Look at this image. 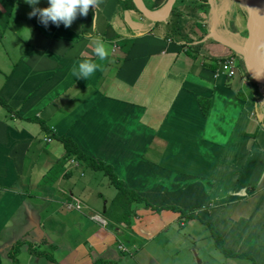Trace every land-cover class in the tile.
<instances>
[{
    "label": "crops",
    "instance_id": "obj_1",
    "mask_svg": "<svg viewBox=\"0 0 264 264\" xmlns=\"http://www.w3.org/2000/svg\"><path fill=\"white\" fill-rule=\"evenodd\" d=\"M143 2L158 13L166 0ZM192 3L180 7L191 9L187 22L171 12L153 22L119 0H100L95 14L90 6L67 28H45L24 0H0V97L11 110L0 106V264L17 241L23 264H157L141 253V239L184 226L179 212L144 202L130 204L129 226L115 221L110 192L97 189L109 181L66 158L58 138L110 166L151 207L212 225L231 264H264V92L253 95L239 68L232 78L213 69L241 33L200 38L195 25L206 33L209 22ZM83 33L103 41V60ZM84 60L97 70L72 77ZM70 196L80 211L66 209Z\"/></svg>",
    "mask_w": 264,
    "mask_h": 264
},
{
    "label": "rangeland",
    "instance_id": "obj_2",
    "mask_svg": "<svg viewBox=\"0 0 264 264\" xmlns=\"http://www.w3.org/2000/svg\"><path fill=\"white\" fill-rule=\"evenodd\" d=\"M202 9L204 10L203 12L198 9L197 13L199 16L202 15L200 14V11L203 13L204 19H207V22H209L210 31L203 33L202 30L199 28V25H195V28L199 30L200 38L204 36L206 37L207 34L209 36L220 35V38L222 40L227 41L226 33L230 32L231 29L237 28L240 30V40L244 42L245 48V46L247 45L248 35L246 27L247 11L245 9L244 4L241 3L240 0H208V7L204 6L202 7ZM183 15V20L187 22V18L190 16L189 12L185 10ZM183 15L179 18H182ZM199 24L202 25V21H200ZM184 38H188V35H185ZM231 52V56H234L237 61V69L239 68L240 75L243 74V76L248 79L250 77L254 78V74H252V72L243 63L242 56L240 55L241 53L238 54L234 50H231ZM225 58L226 56L222 57L221 60ZM241 70L243 71L242 73ZM235 79L236 78H234L233 80ZM67 165H69V161L67 162ZM93 172L99 175L100 181H106L107 178L104 176L102 171ZM100 187L103 191L110 192L107 193L105 197L109 200L112 199L110 207L108 209V214L111 216L113 214L111 206L113 199L117 194V191L111 184H109L108 189L104 184H100L97 189ZM71 198L74 197L70 196V199ZM178 210L181 211L182 209L180 210L178 208ZM97 212L99 215L102 216L101 211ZM181 212L183 215L182 220L184 226H180L179 223L181 221H177L167 229L165 233L166 237L160 233L157 237L141 239L142 242L146 243L144 246L147 248V250L143 249L141 253H143L144 251H150L153 257L156 259L157 264H231L236 262V260L234 259H226V257L219 251L207 226L187 218L188 213H186L185 211ZM138 246L140 247V245ZM137 250H140V248ZM131 253H137L138 255L139 251H132ZM23 254L24 253L19 252L17 255V258L19 259V261H21V264H23ZM125 256L126 254L123 255V257ZM125 259H127V262L123 261L121 264H136L134 258L126 257ZM246 260L248 262L238 261V264H251L248 259ZM3 262L6 264H12L8 255L7 259L5 258ZM142 263L144 264V261H142Z\"/></svg>",
    "mask_w": 264,
    "mask_h": 264
},
{
    "label": "trees",
    "instance_id": "obj_3",
    "mask_svg": "<svg viewBox=\"0 0 264 264\" xmlns=\"http://www.w3.org/2000/svg\"><path fill=\"white\" fill-rule=\"evenodd\" d=\"M122 3V6L128 10L134 9L136 10V7L132 3L131 0H119ZM185 0H176L173 8H172V16L173 18L178 19L180 16L184 14L182 10H180V7L183 5ZM190 3H195L197 8H202L204 6H208L207 0H188ZM192 3V4H193ZM199 3V4H198ZM189 13L191 9H186ZM219 61V60H218ZM217 61V62H218ZM217 62L215 61L214 70L217 69ZM241 66V65H240ZM248 79V78H247ZM248 84L250 87H252L253 95H256L255 92L258 90H261L264 92V88L259 87L258 84L253 82L250 78L248 79ZM0 106L5 108L7 111H11L10 108L4 103V101L0 97ZM39 126L42 131L47 132V128L44 125L43 122L39 121ZM58 140L61 142L63 149H64V156L66 158H73L74 160L83 163L86 165L87 168L91 169L92 171H102V173L105 175L109 183L116 189L117 194L115 198L113 199L111 209L113 211V214L111 215L113 219L117 222L123 223L125 226L130 225V218L132 216L130 209V204L132 202L142 203L144 200H142L139 196L135 195L132 191H129L127 189L123 188V185L121 181H119L116 176L113 174L111 167L108 165L103 164L100 161H95L85 155L81 150L78 149V147L75 145L73 141L69 138H58ZM144 207L147 209H151L159 212L163 209L165 210H171L174 212H179L182 215V212L179 211L177 208L174 207H163V208H153L151 205L145 203L144 201ZM118 213V214H117ZM208 229L210 230V234L212 235L216 247L219 249V251L226 257L234 256L233 253L225 249L223 246V241L221 239L220 234L214 229V227L210 224H206ZM23 245V242H16L8 251V257L10 258L12 264H18L17 262V255L19 253L20 247ZM30 253L36 255V256H44L42 253L33 252L29 248ZM240 258H244L246 255H238ZM49 260L50 257L48 255L45 256ZM251 264H253L252 260L249 259ZM93 264H107V262H104L103 259H97L93 262Z\"/></svg>",
    "mask_w": 264,
    "mask_h": 264
},
{
    "label": "clouds",
    "instance_id": "obj_4",
    "mask_svg": "<svg viewBox=\"0 0 264 264\" xmlns=\"http://www.w3.org/2000/svg\"><path fill=\"white\" fill-rule=\"evenodd\" d=\"M29 5L31 11L28 13L29 18L36 16L38 22L45 28L49 22L56 27L61 24L67 28L76 19L77 15L85 16L89 7L92 6L95 11L98 9L100 0H47V7L37 8L36 5L40 3V0H24ZM93 22L90 29L94 32V15L92 18ZM86 38L94 39L96 41L93 54L99 59L103 60L107 55V51L103 41L100 37H92L91 33H83ZM98 66L95 62L84 60L76 64L71 69L72 77L76 79H87L96 70Z\"/></svg>",
    "mask_w": 264,
    "mask_h": 264
},
{
    "label": "water",
    "instance_id": "obj_5",
    "mask_svg": "<svg viewBox=\"0 0 264 264\" xmlns=\"http://www.w3.org/2000/svg\"><path fill=\"white\" fill-rule=\"evenodd\" d=\"M250 2V10L247 12V45L241 52L242 60L245 66L254 74V78L250 77L253 82L258 84L259 87L264 88V60L261 58V60H255L251 56V47L253 45V37L254 35L249 31V24L250 21H252V17L257 15L262 8L264 7V0H248ZM133 3L135 4L136 8L140 11V13L147 18L150 21L157 22L162 20L163 18L167 17L168 14L172 11V8L174 6L175 0H166L165 4L163 5L162 9L158 13H153L148 11L146 8L143 0H133ZM263 25L260 27L262 30H264V21L262 22ZM237 53V52H236ZM239 54V53H238Z\"/></svg>",
    "mask_w": 264,
    "mask_h": 264
},
{
    "label": "bare ground",
    "instance_id": "obj_6",
    "mask_svg": "<svg viewBox=\"0 0 264 264\" xmlns=\"http://www.w3.org/2000/svg\"><path fill=\"white\" fill-rule=\"evenodd\" d=\"M240 2L244 4L246 11L249 12L250 2L248 0H240ZM212 15H213V13H212ZM263 21H264V7L262 8V10L257 15L252 17V21H250V24H249V31L253 35H254V33H256L255 37H253L254 42H253V45L251 47V56L255 60H258V59L261 60V58L264 60V30H262L260 28L263 25V23H262ZM230 33H232V32H230ZM217 36H219V35H217ZM240 39L241 38H239L237 41H235V44L233 45L234 50L239 54L243 51V48H244V42H242Z\"/></svg>",
    "mask_w": 264,
    "mask_h": 264
},
{
    "label": "built area",
    "instance_id": "obj_7",
    "mask_svg": "<svg viewBox=\"0 0 264 264\" xmlns=\"http://www.w3.org/2000/svg\"><path fill=\"white\" fill-rule=\"evenodd\" d=\"M222 73H225L227 78H232L235 76L236 74V70H237V61L235 59L234 56H228L223 60L218 61L217 63V69ZM46 141H50V139H46ZM65 207L68 210H77L80 211L81 210V204L79 203V201L76 200V198H71L68 201H65ZM92 218H94L97 222H99L100 224H105V221L98 217L97 215L93 216Z\"/></svg>",
    "mask_w": 264,
    "mask_h": 264
}]
</instances>
